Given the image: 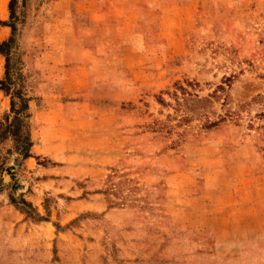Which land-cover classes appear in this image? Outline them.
Wrapping results in <instances>:
<instances>
[{"label": "rangeland", "instance_id": "rangeland-1", "mask_svg": "<svg viewBox=\"0 0 264 264\" xmlns=\"http://www.w3.org/2000/svg\"><path fill=\"white\" fill-rule=\"evenodd\" d=\"M9 2L40 155L0 137V189L28 222L0 264H264V0ZM10 101L0 88L2 121ZM163 198L196 230L167 237ZM197 240L228 252H186Z\"/></svg>", "mask_w": 264, "mask_h": 264}, {"label": "crops", "instance_id": "crops-1", "mask_svg": "<svg viewBox=\"0 0 264 264\" xmlns=\"http://www.w3.org/2000/svg\"><path fill=\"white\" fill-rule=\"evenodd\" d=\"M0 19L4 20V17L2 15H0ZM7 28H8V26H6L4 24H0V40L4 39L3 33L6 32ZM30 153H31L30 156L24 158L25 164L29 167L32 164V160L34 161L36 159L35 157L37 155H40L39 151L38 150L34 151V149H31ZM41 154H45V155L50 154V158H52V160H53L52 162L55 161L56 163H59V164H54V165H56L55 168L54 167L46 168L43 166L45 171H47L48 173L50 172V174L51 173L64 172L63 169H64V167H66L65 163L68 162L67 158H65V157L58 158V156H56V154L52 151H45L44 150L43 153H41ZM40 166L42 167V164L37 163L35 168L38 169ZM47 179L51 180L54 178H53V176H48ZM156 204L160 205V208H161L160 209V218L162 221H164L162 229L165 231V234L167 235V237H171L172 235L173 236L179 235V233H182L183 230L186 231L185 234H187L189 232L188 229L196 230V226H194V225L191 226L188 222H185V221H184L185 224H184V222H180V217L176 218L177 220L174 219V216L176 215V213L172 211L171 203L169 202V200H166L163 198L162 200L157 201ZM14 218H16V220H17V221H15V223L13 222ZM12 222L14 223V225L17 224V227H21V225H27V223H28L22 217L21 212H19L18 209L16 208V206H14V204L10 201V198L8 197V195L5 192L1 191V189H0V246H4L5 243L7 242V239L10 238V233H8V226ZM42 222H39V223H42ZM166 222H168V225ZM174 226H179L181 231H175V230L173 231L172 228ZM200 229H203V228H201V227L197 228V232L195 231L192 234L197 235L198 230H200ZM202 245L203 244L199 243V241L197 240V242L191 248H186V252H191L192 254L195 253L197 257L200 254L201 255L209 254V250H211L212 252L216 251L217 253H221V254H227V252H228V251H224V250L219 251L218 248L214 247V245H208V246H206V245L202 246ZM242 263L245 264L244 261H242ZM255 264H260V263H255Z\"/></svg>", "mask_w": 264, "mask_h": 264}, {"label": "trees", "instance_id": "trees-1", "mask_svg": "<svg viewBox=\"0 0 264 264\" xmlns=\"http://www.w3.org/2000/svg\"><path fill=\"white\" fill-rule=\"evenodd\" d=\"M15 0H10L9 8L13 11V5ZM0 24H4L6 26H10L13 32L14 27L11 24L6 23L5 21L0 19ZM14 42V37L10 36L8 39H4L0 41V54L5 56V72L4 78L0 80L1 89H3L7 94H10V114H6L3 121L0 120V137H13V140L20 144V151L23 153V157L26 158L30 156V147L32 142L28 133V117L29 113V98L19 89L15 88L14 84L16 80L14 79L13 74L17 76L18 72L12 69L11 65V56L10 50L12 43ZM187 85H191V83H186ZM176 87L185 90L186 88L180 84L176 83ZM17 98V99H16ZM10 201L17 206L15 200L10 195ZM24 203L28 204V201L22 200ZM18 209L21 210L20 207L17 206ZM22 211V210H21ZM41 219V218H40ZM39 219V220H40Z\"/></svg>", "mask_w": 264, "mask_h": 264}]
</instances>
